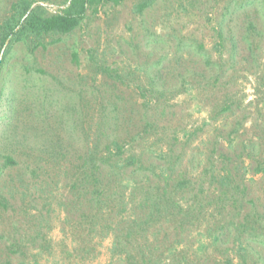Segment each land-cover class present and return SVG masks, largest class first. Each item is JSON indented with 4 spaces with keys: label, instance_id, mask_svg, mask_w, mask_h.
<instances>
[{
    "label": "rangeland",
    "instance_id": "374dc122",
    "mask_svg": "<svg viewBox=\"0 0 264 264\" xmlns=\"http://www.w3.org/2000/svg\"><path fill=\"white\" fill-rule=\"evenodd\" d=\"M42 43L0 54V264H264V0H125Z\"/></svg>",
    "mask_w": 264,
    "mask_h": 264
},
{
    "label": "trees",
    "instance_id": "16d2710c",
    "mask_svg": "<svg viewBox=\"0 0 264 264\" xmlns=\"http://www.w3.org/2000/svg\"><path fill=\"white\" fill-rule=\"evenodd\" d=\"M123 1L125 0H68L60 12L45 14L42 6L34 5V0H16L10 5L8 16L0 23L1 62L12 45L24 41L31 43V47L35 48L36 45L43 44V38L47 35L72 32L86 18L88 11L95 12L99 6H115ZM145 7V4L140 3L136 6V10L141 12ZM114 145L117 147L116 153L109 148L105 149L104 153L100 155V163L93 165V169L85 175L87 180H92L93 184H100V193H104L105 188L103 189L101 186L102 181L99 179V175H102L103 171L107 169L106 165L116 162L115 167L124 169L127 166L126 163L119 166V155L115 154H119L120 146ZM113 158L115 161L112 160ZM92 159L93 157H90L89 161ZM8 161L13 162L11 159ZM127 163L134 164L135 158H129ZM262 241H264V237H262Z\"/></svg>",
    "mask_w": 264,
    "mask_h": 264
}]
</instances>
